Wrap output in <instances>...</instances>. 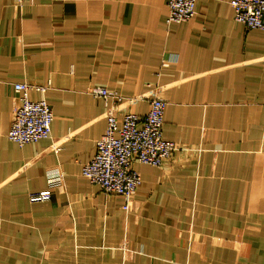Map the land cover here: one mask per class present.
Returning a JSON list of instances; mask_svg holds the SVG:
<instances>
[{"label":"crops","instance_id":"crops-1","mask_svg":"<svg viewBox=\"0 0 264 264\" xmlns=\"http://www.w3.org/2000/svg\"><path fill=\"white\" fill-rule=\"evenodd\" d=\"M168 0H0V264H264V30L231 0H196L168 22ZM53 108L48 138L8 132L14 82ZM118 115L167 101L178 148L142 175L131 209L83 174ZM33 192L51 198L31 201Z\"/></svg>","mask_w":264,"mask_h":264},{"label":"built area","instance_id":"built-area-1","mask_svg":"<svg viewBox=\"0 0 264 264\" xmlns=\"http://www.w3.org/2000/svg\"><path fill=\"white\" fill-rule=\"evenodd\" d=\"M24 4L28 0H16ZM234 17L250 28L264 30V0H231ZM168 22H182L196 13V0H168ZM20 102L14 107L8 136L19 145L48 138L52 133L54 112L46 99H32L31 89L46 90L47 86L25 81L14 82ZM108 104L107 128L97 140V150L91 161L83 166V174L105 192L124 196V208L131 209L133 195L142 181L134 161L162 166L178 148L175 141L164 137L167 101L154 96L145 115L124 112L118 115L121 94L106 86L90 90ZM51 194L33 192L31 201L50 199Z\"/></svg>","mask_w":264,"mask_h":264}]
</instances>
